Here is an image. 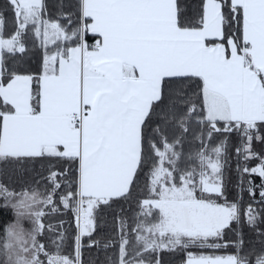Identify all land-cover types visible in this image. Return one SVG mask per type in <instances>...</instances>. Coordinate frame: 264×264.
Here are the masks:
<instances>
[{
	"label": "snow or ice",
	"instance_id": "snow-or-ice-1",
	"mask_svg": "<svg viewBox=\"0 0 264 264\" xmlns=\"http://www.w3.org/2000/svg\"><path fill=\"white\" fill-rule=\"evenodd\" d=\"M10 176L0 264H264V0H6Z\"/></svg>",
	"mask_w": 264,
	"mask_h": 264
},
{
	"label": "trees",
	"instance_id": "trees-1",
	"mask_svg": "<svg viewBox=\"0 0 264 264\" xmlns=\"http://www.w3.org/2000/svg\"><path fill=\"white\" fill-rule=\"evenodd\" d=\"M62 2V0H46V3L49 6V10L51 12V14L53 16H55L57 14V8L58 5ZM64 2H67V0H64ZM200 0H185V3L188 5H197L199 4ZM6 0H0V8H3V6L5 5ZM9 20V25H11V13H7L6 14ZM198 150V144L195 141L192 140H188L184 142L183 145V151L185 153H194L195 151ZM194 163V162H193ZM229 164L232 165L234 164V160H230ZM229 179H232L233 184L235 183L234 180V176L232 174H230ZM6 182L7 185L14 191L19 192V187H17L16 185H20L22 184V181H17V180H13V178L10 176L7 178V180L5 181V179L3 177H0V183ZM17 187V189H16ZM143 189V181L141 182V190L138 191V195H144V192L142 191ZM234 193L232 191L229 192V199L231 200L233 198ZM0 203H3V200H0ZM124 207L127 209L128 205L125 204ZM65 217L68 216L65 215ZM66 219V220H67ZM14 221V214L10 209H4V208H0V234H3L6 226L10 223ZM101 228L105 231V232H110L111 228H112V220L110 217V214L106 213L104 218H103V222L101 224ZM233 235H235V233H233ZM252 234L248 233V236H246V239L248 237H250ZM188 251H191L194 255H200V254H216V255H228L231 254L233 252V248H225V249H221V250H217L214 253L213 252H208L205 250H200V249H189ZM88 257V253L85 252V258ZM187 258V252H179V253H162L161 255V259L163 264H184V261Z\"/></svg>",
	"mask_w": 264,
	"mask_h": 264
},
{
	"label": "rangeland",
	"instance_id": "rangeland-1",
	"mask_svg": "<svg viewBox=\"0 0 264 264\" xmlns=\"http://www.w3.org/2000/svg\"><path fill=\"white\" fill-rule=\"evenodd\" d=\"M21 185V184H20ZM20 185L18 186V185H16L17 187H19V190H21L20 189ZM17 187H16V189H17ZM0 200H3L2 198H0ZM65 219H67V217H65Z\"/></svg>",
	"mask_w": 264,
	"mask_h": 264
}]
</instances>
